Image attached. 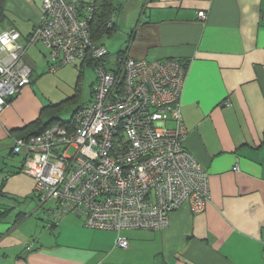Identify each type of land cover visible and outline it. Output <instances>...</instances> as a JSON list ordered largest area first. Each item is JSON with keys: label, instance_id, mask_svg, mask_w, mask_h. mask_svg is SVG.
<instances>
[{"label": "crops", "instance_id": "0c3cea01", "mask_svg": "<svg viewBox=\"0 0 264 264\" xmlns=\"http://www.w3.org/2000/svg\"><path fill=\"white\" fill-rule=\"evenodd\" d=\"M42 6L5 0L0 32L15 29L27 43ZM139 13L125 27L135 31L129 56L188 63L181 112L185 147L209 175L204 212L185 204L166 229L123 231L128 249L115 246V232L75 217L56 226L42 218L35 181L21 172L25 152L13 151L15 138L46 122L48 105L33 80L40 58L29 49L32 81L0 116V264H264V0H144ZM33 215L48 227L29 241L20 230Z\"/></svg>", "mask_w": 264, "mask_h": 264}, {"label": "built area", "instance_id": "2783aa9c", "mask_svg": "<svg viewBox=\"0 0 264 264\" xmlns=\"http://www.w3.org/2000/svg\"><path fill=\"white\" fill-rule=\"evenodd\" d=\"M42 8L27 43L15 29L0 32V116L30 84L25 58L31 46L46 48L52 72L98 62L94 101L73 123L14 139L41 202L56 204L53 223L73 215L86 228L115 232V246L128 249L123 231L166 229L170 215L185 204L194 214L204 212L209 175L185 147L184 62L137 60L129 53L102 61L109 52L91 37V8L86 17L64 0H43Z\"/></svg>", "mask_w": 264, "mask_h": 264}, {"label": "rangeland", "instance_id": "374dc122", "mask_svg": "<svg viewBox=\"0 0 264 264\" xmlns=\"http://www.w3.org/2000/svg\"><path fill=\"white\" fill-rule=\"evenodd\" d=\"M143 4L144 0H116V22L119 28L117 27L111 36L105 37L103 40V44L108 48L112 57L121 48L125 49L126 39L132 31V28L125 27L135 23ZM29 51V54L32 52L40 58L39 68L33 74L34 86L37 87L40 83L36 88L39 95L46 101L47 105H58L63 102L59 111V119L64 123L71 121L72 116L80 107L92 102L93 89L97 83V69L92 66L80 68L78 64L77 67L76 65H68L52 72L51 66L45 63L44 56H42L48 57V51L41 43L31 47ZM73 97L76 98L71 100ZM49 208H54V202L46 203L42 213H40L42 218L48 220L46 210ZM37 220L36 215L27 218L20 230L22 234L28 235L29 241L39 239L45 232L44 226L48 227L45 222Z\"/></svg>", "mask_w": 264, "mask_h": 264}, {"label": "trees", "instance_id": "16d2710c", "mask_svg": "<svg viewBox=\"0 0 264 264\" xmlns=\"http://www.w3.org/2000/svg\"><path fill=\"white\" fill-rule=\"evenodd\" d=\"M4 2H5V0H0V25L2 23H4V21H5ZM76 7H77L78 13H79V15L81 17H86L88 8L92 9V15H91V20H90L91 37L97 44H99L101 46H105V45H103V40L105 39V37L111 36L113 34V32L115 31V29L117 28V22H116V14H117L116 0H95L94 2H92V3L88 4V5H82V6H76ZM134 36H135V31H132V32L129 33L128 39L126 41L125 49L121 48L116 55L122 56V55H125L126 53H128L130 45H131V42H132ZM36 45H34V46H36ZM31 47H33V46H31ZM108 52H109V50H108ZM110 57H111V54L109 52V55L106 56V58L104 60H102V61L109 62L110 59H111ZM78 64H79L80 68H83L85 66H92V67L96 68V65L98 64V62H94L92 59H88L86 62H82V63L80 62ZM184 64H185V67H187V69H188V63L184 62ZM77 65H76V67H77ZM31 81H32V77H31ZM31 81H30V83H31ZM94 89H93V99H92L91 103H93V101H94ZM15 97H17V96H15ZM75 98L76 97H73V99H71V100H74ZM71 100H68V101H71ZM62 103H60L58 105L51 104V105L46 106L43 109V111H42V116H44V118L46 119V122L43 123L40 120L37 121L35 125H39V126H38L36 132L32 133L29 136L21 137V138H31V137L39 136V135L43 134L46 130L50 129L51 127H53L55 125L64 126V125H68L70 123H73L76 114L81 110V108L84 107V106L80 107L74 113V115L72 116L71 121H69L67 123H64V122H62L59 119V117H60V112L59 111H60V107H61ZM9 104H10V101H9ZM88 105H86V106H88ZM15 139H17V138H15ZM263 143H264V134H263ZM13 148H14V140H13ZM25 161H26V159H24V164H25ZM24 164H23V167L21 168V172H23ZM34 197L39 202L40 208L43 209L44 206L46 205V203L41 202V199H40L39 195L37 194L36 190H35ZM56 209H57L56 208V204L54 203V208H49V209L46 210L47 217L49 219H51V221H52L54 213L56 212ZM70 216L75 217L73 215H70ZM67 217H69V216H67ZM75 218H77V217H75ZM77 219H79V218H77ZM52 225L56 226L57 224L52 223Z\"/></svg>", "mask_w": 264, "mask_h": 264}]
</instances>
